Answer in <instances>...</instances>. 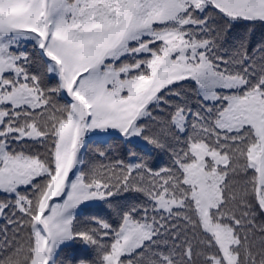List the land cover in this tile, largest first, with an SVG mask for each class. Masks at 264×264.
Here are the masks:
<instances>
[{
	"label": "snow or ice",
	"instance_id": "obj_1",
	"mask_svg": "<svg viewBox=\"0 0 264 264\" xmlns=\"http://www.w3.org/2000/svg\"><path fill=\"white\" fill-rule=\"evenodd\" d=\"M0 264H264V0H0Z\"/></svg>",
	"mask_w": 264,
	"mask_h": 264
}]
</instances>
